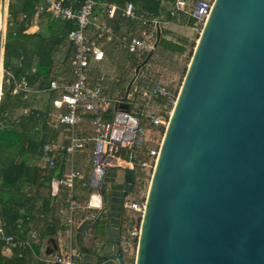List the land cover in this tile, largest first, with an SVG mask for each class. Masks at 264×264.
I'll return each mask as SVG.
<instances>
[{"label": "water", "instance_id": "water-1", "mask_svg": "<svg viewBox=\"0 0 264 264\" xmlns=\"http://www.w3.org/2000/svg\"><path fill=\"white\" fill-rule=\"evenodd\" d=\"M118 165L110 158L93 185L101 206L80 232L95 220L97 248L85 264H126L122 202L133 183L116 178ZM57 248L49 237L46 254ZM135 264H264V0L213 2L163 137Z\"/></svg>", "mask_w": 264, "mask_h": 264}, {"label": "built area", "instance_id": "built-area-1", "mask_svg": "<svg viewBox=\"0 0 264 264\" xmlns=\"http://www.w3.org/2000/svg\"><path fill=\"white\" fill-rule=\"evenodd\" d=\"M213 2L174 0L169 14L177 22L184 21V18L193 19L195 26L202 31ZM11 3L12 0H0V105L10 84L13 87L11 93L27 102L42 93L55 94L51 102L53 121L65 128L67 139L46 142L39 166L44 178L59 169L65 160L68 161V168L60 177H53L51 182L55 195L63 194L58 207L66 215L64 233L68 239L65 250L48 255L46 261L47 264H81L82 255L73 247L74 233L80 223L90 214L94 215L92 211L101 206L99 187L107 171L108 160L114 158L118 167L133 170L139 185L144 182L145 174L152 176L180 87L144 83L130 90L127 96L114 92L113 84H122L123 80L107 72V52L116 48L135 61H142L146 53L155 49L156 43L152 40L161 22L151 13L139 11L131 2L122 8L109 4L102 15H97L95 7L98 0H85L80 7L67 0H39L36 3L35 18L49 13L55 20L74 21L77 27L68 36L74 51L67 76L51 79L45 88L35 87L29 82V72L16 75L5 64L8 33L17 23L11 12ZM117 9L131 23L130 29L118 30L109 21ZM28 17L24 12L18 18L26 21ZM124 103L128 104L127 109L122 106ZM91 141L94 143L93 172L87 176L75 167V154L84 151ZM137 170L139 174H136ZM95 184L99 186L96 189L93 187ZM84 190L88 191L86 196L83 195ZM146 196L135 198L127 194L123 199L119 247L124 257L134 253L136 256ZM31 235L36 239L38 232L32 231ZM0 236L9 247L27 246L31 242L7 234L1 218Z\"/></svg>", "mask_w": 264, "mask_h": 264}, {"label": "trees", "instance_id": "trees-1", "mask_svg": "<svg viewBox=\"0 0 264 264\" xmlns=\"http://www.w3.org/2000/svg\"><path fill=\"white\" fill-rule=\"evenodd\" d=\"M38 1L12 0L11 12L17 23L8 33L5 64L16 75L29 72L30 84L42 89L49 85L51 79L67 76L68 64L74 51V45L68 36L77 24L74 21L55 20L49 13H42L38 15L39 30L29 32L28 29L36 15L34 7ZM84 1L67 0L68 3L75 2L76 7H80ZM128 2L133 3L139 11L151 13L161 24L165 18L173 19L167 9L174 0H98L95 13L102 15L109 4L114 3L122 8ZM24 12L28 14V20L20 21L18 17ZM121 13V10L117 9L114 18L109 19L118 30H121V22L127 21ZM188 24L194 27L195 21L189 19ZM163 32L168 33L167 30ZM159 44L173 52L180 54L185 52V47L170 43L162 37ZM65 47L66 53L61 56ZM111 52H107V57ZM147 55L148 53L143 60ZM128 56L133 62L134 69L143 61H135ZM62 64L64 69L60 70ZM125 87L127 89V86ZM12 88L11 84L7 85L0 105V218L7 234L24 240L29 230L28 219L33 213L35 190L38 191L42 186L50 190L52 178L60 177L62 172L56 169L42 178L39 166L44 144L51 137H55L49 135V128L53 124L52 113L48 115V112L30 110L18 113L17 110L27 107L28 102L14 96L11 93ZM127 182H132L134 187L136 175L133 170H127ZM50 202L49 194L44 197L45 210H48ZM48 226L53 227V224L50 223ZM40 232L41 238L57 236V229L50 228ZM34 246L38 251L39 245ZM25 247L18 245L9 247L0 236V264H46L44 261L34 263L30 250ZM5 249H9L11 253L6 255L3 252Z\"/></svg>", "mask_w": 264, "mask_h": 264}, {"label": "crops", "instance_id": "crops-1", "mask_svg": "<svg viewBox=\"0 0 264 264\" xmlns=\"http://www.w3.org/2000/svg\"><path fill=\"white\" fill-rule=\"evenodd\" d=\"M171 7V4L168 7V12ZM166 14V13H165ZM39 17L35 18L31 24V27L28 29L29 32H35L39 30ZM190 18H184V21L182 22H177L174 19L167 20L165 18V21L162 22L160 29L162 30L163 28L168 29V32H171V34H165L164 37L167 39H170V37H174L172 39L176 40L180 45L185 47V53L189 50V45H190V40H191V32L192 30L196 29L195 26L191 27L189 26ZM35 20L36 23L34 22ZM172 21L177 22V24L183 28V30L175 31L170 27V24ZM131 23L129 21H122L121 22V31H125L127 29H130ZM134 26V25H133ZM136 29V28H135ZM175 31V32H172ZM162 33V32H161ZM157 41V38H156ZM160 41V40H159ZM159 41L157 42V46L155 48V51L152 56V60H155V56L159 52L160 55H163L164 57H170V55H178L180 53L173 52L170 49H166L163 46L159 44ZM67 47L63 48V51L61 53V56L66 53ZM194 51V48H193ZM193 51L191 52L193 54ZM184 54V53H183ZM191 54V56H192ZM182 55V54H180ZM58 55V57H61ZM151 62V61H150ZM121 78V76H119ZM123 80V78H122ZM125 83V81H124ZM125 86V84H124ZM55 96L54 93H42L39 95H36L32 98L31 101H28L27 107H23L17 110L18 113L20 112H28L30 111H43V112H48V115H50L53 112V106H52V99ZM51 124L49 128V135L50 137L52 135H55V137H51L49 140H59V141H66L67 135H66V130L63 126L56 125L54 121L51 119ZM93 149H94V143L91 141L88 143L87 148L84 151L78 152L75 154V167L85 173V175L89 176L93 172V164H92V154H93ZM40 164V163H39ZM89 166V168H88ZM68 168V161H64V164L60 165L59 171L64 172ZM120 182L124 181V172L121 173L119 179ZM50 190L48 188H45L44 186L40 187L39 190H35V198L33 201V213L32 217L29 218V230L24 237V240H31L30 244L27 245L25 248L30 250V253L32 254V260L34 263L37 261H44L47 264V259L49 256L46 254V248L48 246V238L50 237H45L41 238L39 233L40 231H46L47 229H57V236H53L54 238L57 239V245L58 248L54 252H58L59 250H65L66 246V241L68 239L67 235L64 233V229L66 227V215L65 213H61L59 211L58 207V200L63 198V194L59 193L58 195H55V191L52 189L55 187L50 186ZM34 191V190H33ZM50 191V192H49ZM38 192V194H36ZM89 192H92L89 191ZM50 194V204L48 206V210L43 207L44 204V197L49 196ZM88 194V191L84 190L83 195L86 196ZM98 209H95L92 211V214H96ZM94 214V215H95ZM88 217V216H87ZM86 217V218H87ZM85 218V219H86ZM85 219L80 223V225L85 221ZM21 222V221H20ZM94 222L95 220L91 221L90 224L88 225L87 229L85 232L81 233L80 232V225L74 233L73 237V247L81 253L82 259L80 261L81 264H85V260L89 257L90 252L94 251L95 248H97V243L94 240L93 233H94ZM52 223L53 227H49L48 225ZM48 226V227H47ZM32 231H37L38 232V237L36 239L32 238ZM34 244L39 245V250L36 251ZM6 255H9L11 251L9 249H5L3 251ZM126 264H127V259L125 258ZM116 263V262H114Z\"/></svg>", "mask_w": 264, "mask_h": 264}, {"label": "rangeland", "instance_id": "rangeland-1", "mask_svg": "<svg viewBox=\"0 0 264 264\" xmlns=\"http://www.w3.org/2000/svg\"><path fill=\"white\" fill-rule=\"evenodd\" d=\"M195 2L196 0H192ZM37 20L34 22L36 23ZM39 22H37L38 24ZM170 27L175 31H181L183 30L182 27H180L177 22L172 21L170 24ZM196 29L192 30L191 32V40L189 45V50L184 54L180 55H170V57H164L163 55H160L159 52L155 56V60L150 59L149 63L145 66H143L140 70V73L133 84L131 90L140 87L144 83H165L167 85H170L174 88L182 86L184 76L186 74V71L188 69V65L191 61V52L193 51V48H195L197 40L200 36L201 29L198 26H195ZM168 29L163 28L162 29V39H166L164 37L165 34H171V32H163ZM172 31V32H175ZM157 35L155 39L153 38V42L157 43L156 41ZM174 37H170V39H167L170 43H176L180 45L176 40L172 39ZM182 46V45H181ZM114 49H110L108 52L112 51L106 61V70L109 73L110 76H121L123 78L122 84H113L114 92L118 93L120 95H125L126 93V87L128 83L132 80L134 77L135 69L133 68V62L130 60L127 53L123 51H118ZM155 51V49H154ZM64 69V65H61L60 70ZM125 81V83H124ZM125 84V86H124ZM132 100V97L130 98ZM89 168V166H88ZM127 170L120 167H115L116 172V178L119 179L121 173L126 172ZM136 172V171H135ZM140 172H136V174H139ZM152 176L150 175H144L143 179L144 182L142 185H139L138 182L134 183L133 189L128 193V196L130 197H138V195H147L150 181ZM130 256L125 257L127 259V264H135L136 256L134 254H129Z\"/></svg>", "mask_w": 264, "mask_h": 264}, {"label": "flooded vegetation", "instance_id": "flooded-vegetation-1", "mask_svg": "<svg viewBox=\"0 0 264 264\" xmlns=\"http://www.w3.org/2000/svg\"><path fill=\"white\" fill-rule=\"evenodd\" d=\"M124 183H130V182H127V171L126 172H124V181H123ZM127 194H125V196H126ZM124 199V198H123ZM123 211V210H122ZM123 213H124V211H123Z\"/></svg>", "mask_w": 264, "mask_h": 264}]
</instances>
